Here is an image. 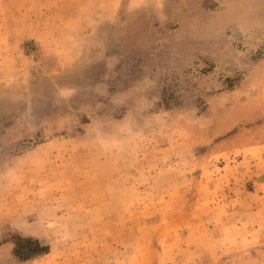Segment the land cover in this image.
I'll use <instances>...</instances> for the list:
<instances>
[{"label": "rangeland", "instance_id": "374dc122", "mask_svg": "<svg viewBox=\"0 0 264 264\" xmlns=\"http://www.w3.org/2000/svg\"><path fill=\"white\" fill-rule=\"evenodd\" d=\"M0 264H264V0H0Z\"/></svg>", "mask_w": 264, "mask_h": 264}, {"label": "trees", "instance_id": "16d2710c", "mask_svg": "<svg viewBox=\"0 0 264 264\" xmlns=\"http://www.w3.org/2000/svg\"><path fill=\"white\" fill-rule=\"evenodd\" d=\"M11 254L19 260H28L32 257L47 253V247L42 246L37 240L14 236L11 241Z\"/></svg>", "mask_w": 264, "mask_h": 264}]
</instances>
